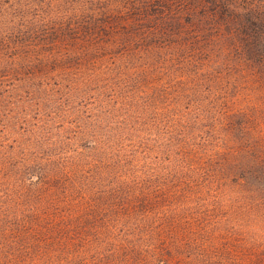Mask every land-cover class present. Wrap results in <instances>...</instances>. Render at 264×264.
I'll use <instances>...</instances> for the list:
<instances>
[{
  "label": "rangeland",
  "instance_id": "1",
  "mask_svg": "<svg viewBox=\"0 0 264 264\" xmlns=\"http://www.w3.org/2000/svg\"><path fill=\"white\" fill-rule=\"evenodd\" d=\"M0 264H264V0H0Z\"/></svg>",
  "mask_w": 264,
  "mask_h": 264
}]
</instances>
